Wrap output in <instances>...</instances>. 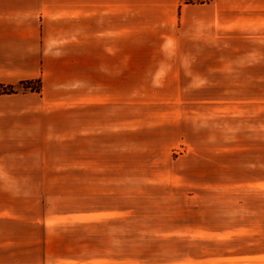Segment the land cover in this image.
<instances>
[{
    "label": "crops",
    "instance_id": "obj_1",
    "mask_svg": "<svg viewBox=\"0 0 264 264\" xmlns=\"http://www.w3.org/2000/svg\"><path fill=\"white\" fill-rule=\"evenodd\" d=\"M230 36L264 38V0H0V85L41 80L0 95V264H102L87 145L102 120H134L135 93L176 92L186 62Z\"/></svg>",
    "mask_w": 264,
    "mask_h": 264
},
{
    "label": "rangeland",
    "instance_id": "obj_2",
    "mask_svg": "<svg viewBox=\"0 0 264 264\" xmlns=\"http://www.w3.org/2000/svg\"><path fill=\"white\" fill-rule=\"evenodd\" d=\"M213 40L176 92L135 93L134 120L87 145L102 264H264V38Z\"/></svg>",
    "mask_w": 264,
    "mask_h": 264
},
{
    "label": "trees",
    "instance_id": "obj_3",
    "mask_svg": "<svg viewBox=\"0 0 264 264\" xmlns=\"http://www.w3.org/2000/svg\"><path fill=\"white\" fill-rule=\"evenodd\" d=\"M213 0H180L181 4H205L210 3ZM18 86L21 88L20 90L15 88L14 86H4L0 85V95L2 94H13L20 92H37L41 91V80H25L21 81Z\"/></svg>",
    "mask_w": 264,
    "mask_h": 264
}]
</instances>
